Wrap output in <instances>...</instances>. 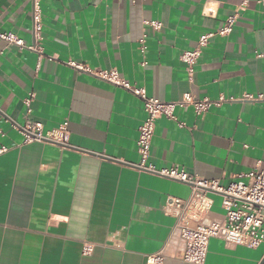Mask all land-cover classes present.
Wrapping results in <instances>:
<instances>
[{
	"label": "crops",
	"instance_id": "0c3cea01",
	"mask_svg": "<svg viewBox=\"0 0 264 264\" xmlns=\"http://www.w3.org/2000/svg\"><path fill=\"white\" fill-rule=\"evenodd\" d=\"M40 9L37 42L33 0H0V33L41 48L0 40V148H7L0 154V264H145L159 251L167 256L162 264H186L174 256L175 219L165 201L187 199L191 187L132 166L145 119L141 100L68 63L114 70L160 101L188 92L232 98L200 115L178 108L177 122L158 119L148 162L223 186L246 181L264 151V0H41ZM233 16L231 32L216 34ZM211 33L188 76L181 53ZM28 122L44 132L67 123V147L24 143L12 124ZM211 198L201 224L223 217L221 198ZM263 257L264 242L250 249L211 239L204 264H259Z\"/></svg>",
	"mask_w": 264,
	"mask_h": 264
},
{
	"label": "built area",
	"instance_id": "2783aa9c",
	"mask_svg": "<svg viewBox=\"0 0 264 264\" xmlns=\"http://www.w3.org/2000/svg\"><path fill=\"white\" fill-rule=\"evenodd\" d=\"M41 0H33V37L38 42L41 39L42 17L40 9ZM245 2V1H244ZM235 16L229 17L223 27L216 34L228 35L233 27ZM154 29L160 24L156 21H145ZM214 34H204L199 37L194 49L184 51L180 55V61L184 64L188 76H192L193 68L201 56L202 49L207 41ZM0 40L9 46L19 50H29L41 53L38 44L26 46L20 38L10 33H0ZM141 50L144 49V39L139 41ZM79 71H86L95 74L98 78L120 87L133 96L139 98L143 104L145 119L138 128L136 151L138 162L134 169L146 172L159 177L185 183L191 187L187 199L167 197L165 201L166 212L175 219L173 232L176 235L177 251L175 258L186 264H204L208 244L211 239H219L226 245L244 246L250 249L258 248L264 242V170L258 168L264 163L263 156L257 163V168L246 175L245 180H237L227 186L220 184L218 179H206L195 174L188 173L185 169L172 165L157 170L149 160L151 141L155 131V123L160 118L177 122L175 110L178 108H191L195 115L208 111L211 107H218L224 101L233 99L217 100L197 99L193 93L188 92L184 97L175 102H165L149 97L144 88L131 85L128 81L120 78L116 71L91 72L81 65L68 63ZM32 95L25 100L29 107ZM244 100L257 101L262 97L244 95ZM180 127L183 124H179ZM23 137L24 143L43 142L56 144L61 147L68 145L67 123L59 125L58 128L44 132L40 123L28 122L23 126L12 124ZM1 134V132H0ZM7 151L6 147L0 148V154ZM211 195H218L221 198V209L223 217L220 221H213L208 224L199 223V217L209 212L212 206ZM92 251L90 245L85 244L82 248L84 255ZM163 251L146 255L145 264H162L166 258ZM264 264V263H263Z\"/></svg>",
	"mask_w": 264,
	"mask_h": 264
},
{
	"label": "water",
	"instance_id": "95a60500",
	"mask_svg": "<svg viewBox=\"0 0 264 264\" xmlns=\"http://www.w3.org/2000/svg\"><path fill=\"white\" fill-rule=\"evenodd\" d=\"M263 263H264V257L262 258L259 264H263Z\"/></svg>",
	"mask_w": 264,
	"mask_h": 264
}]
</instances>
